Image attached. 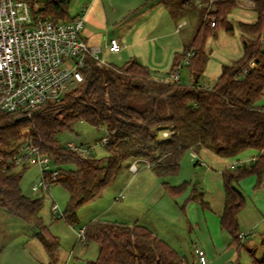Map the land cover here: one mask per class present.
Wrapping results in <instances>:
<instances>
[{
    "label": "trees",
    "instance_id": "obj_1",
    "mask_svg": "<svg viewBox=\"0 0 264 264\" xmlns=\"http://www.w3.org/2000/svg\"><path fill=\"white\" fill-rule=\"evenodd\" d=\"M29 1L32 5L36 2ZM70 1L39 0L33 13L54 21L71 20L75 17L69 15ZM212 5L208 15L215 19V25L211 19L203 18L204 13L192 42L175 56L172 65L174 70L186 51L193 50L195 55L189 63L191 84L156 80L149 67L134 57L121 66H99L89 58L80 87L34 114L35 140L60 169L57 177H47L51 184H62L69 193L62 216L70 224L75 223L79 206L100 197L121 169L134 161L149 163L156 175L167 179L181 171L187 151L197 153L202 147H211L219 156L235 157L257 149L261 152L250 166L228 167L222 172L225 200L220 224L232 242L238 247L243 245L239 215L246 198L237 184L251 175L261 181L264 174V105L260 104L264 97V0H254V22L238 23L243 32L255 36L246 38L242 56L223 66L213 86H204L199 80L208 60L206 46L212 27L215 33L218 26L234 30L228 18L236 6L235 0H216ZM80 121L106 129L110 142L106 144L105 157H81L59 140V133L73 132ZM27 124V119L0 114V157L8 155L4 147L11 145ZM160 131H169L168 137H161ZM20 168L0 161V208L32 225L37 230L34 238L54 260L60 243L44 221V196L31 197L23 192L21 171L28 167ZM163 185L175 195L184 192L189 183L171 185L164 180ZM197 197L192 194L190 198ZM84 233L85 243L94 241L99 247L98 257L91 264L183 262L169 243L140 223L92 220ZM250 252L254 255L253 250ZM252 264H264V256L254 257Z\"/></svg>",
    "mask_w": 264,
    "mask_h": 264
},
{
    "label": "rangeland",
    "instance_id": "obj_2",
    "mask_svg": "<svg viewBox=\"0 0 264 264\" xmlns=\"http://www.w3.org/2000/svg\"><path fill=\"white\" fill-rule=\"evenodd\" d=\"M102 1V6L98 5L101 9L97 8L96 5L98 3H94V0L70 1L68 11L71 17H76L84 9L86 3L90 4L92 2L90 9L93 4L96 6L94 15L90 16V22L86 23L87 25L82 31V34L87 38L89 35L88 31H100L102 29L101 24L99 26L93 23L98 22L96 21L97 19L99 23L102 21L103 7L110 15L114 8H117V14H121L139 3H145L144 10H146V6L148 8H156L157 4L161 3V5H165L171 14L170 30H174L183 18L188 21V25L183 30H193L195 25L200 24L204 13L203 18H209L211 21L214 19L208 15V12L214 8L210 0H159L156 3L152 0ZM235 2L236 6L234 9L243 8L247 12L256 13L254 0H235ZM247 16H249L247 17L249 19L255 18V14L252 16L248 14ZM232 22L234 24H232L234 26L233 32L218 26L216 29L217 33H215L212 27L213 33L207 40V44L211 49L210 59L220 64L229 65L235 62L243 53V37L245 36H242L238 26L239 21L235 17L232 18ZM114 32L112 31V34ZM247 35L249 39L255 37L249 33ZM88 43L91 44L89 40ZM99 56L106 62L117 66L125 63L124 59H118L114 54L105 50L100 52ZM187 71L188 68H185V72ZM203 75V80H207L206 82H209L210 85L214 84V79L211 78L212 74L207 72L203 73ZM79 87L80 85L75 86L68 92ZM262 103L264 104V98ZM28 127H30L29 124L22 127L18 137L12 143L22 141L23 137L29 132ZM30 131L32 132L31 129ZM162 132H159L161 137H168L164 136ZM107 134L104 127L97 128L85 121H80L73 132H61L58 138L63 144L75 141L86 142L88 145L93 146ZM209 149L213 155L225 159V157L215 154L216 152L213 148L209 147ZM107 154L106 145L104 144L96 145L92 150V156L96 158L105 157ZM237 157L234 159L237 160ZM199 158H201L200 155L198 159L194 160L192 152L187 151L181 162V171L177 175L168 178V182L171 185L189 183L188 188L184 192L175 195L164 189L163 178L152 172L146 164H138L140 169L136 173L132 172L127 165L124 166L116 180L104 190L100 197L79 206L76 212V221L73 224H70L63 216H59L52 211L54 202L59 205L62 213L66 209L69 193L62 184H51L49 192H45L43 195H37L32 192V184L39 181L41 176L39 166L32 163L28 168L22 169L20 185L23 192L28 196H44L42 215L50 233L59 238L60 247L55 259H50L42 244L34 238V233L27 230V226L4 221L3 216L0 215V264H91L98 257V244L94 241L85 243V241L79 240L78 231L86 227L92 220L130 221L133 219L136 221L138 218L140 220L150 218V224L154 226L157 232H162V229L168 230V226L172 227L174 225L173 229H175L181 239L182 245L180 243L177 244H179L181 249L183 248L188 258L186 262L194 264L195 257L192 256V249L194 251L192 240H198V237L196 230L190 228V222L191 220L202 219L203 212L210 213L206 215L213 220L215 215L221 213L224 203L223 180L220 172L217 171V163L215 165L209 159L205 161L206 165L195 164ZM50 167L53 168V165L51 164ZM20 169L18 167V170ZM248 177H246L247 180H242L238 185L246 198V204L240 212L239 221L240 227H242V223L250 226L248 229L241 231L249 233L252 237L250 240L242 242L243 245L238 247L232 242L230 234L223 230L222 238L218 237L215 244L209 242L207 249L200 245L207 253L208 264H234L235 262L252 264L254 257L261 259L264 256V227L255 226L258 219H256L257 216L255 215L257 210L256 212L254 210L253 194L258 189L255 187L257 176L251 175V177ZM160 189L163 192L159 193ZM122 194H124V197L118 199ZM192 194L198 197L191 199ZM209 206L210 208H208ZM143 214L145 215L144 217ZM262 223L264 225V222ZM1 224H3V227ZM251 249L254 251V255L251 254ZM186 262L184 264H187Z\"/></svg>",
    "mask_w": 264,
    "mask_h": 264
},
{
    "label": "built area",
    "instance_id": "obj_3",
    "mask_svg": "<svg viewBox=\"0 0 264 264\" xmlns=\"http://www.w3.org/2000/svg\"><path fill=\"white\" fill-rule=\"evenodd\" d=\"M213 4L215 0H210ZM39 7V0L34 5L29 0H0V114H12L16 119H27L29 132L22 141L4 147L8 154L1 156L15 167H29L32 163L39 166V181L31 186L32 192L43 195L49 192L51 185L47 175L55 178L60 169L52 163L51 158L41 150L36 142L33 117L50 102L60 101L66 92L81 85L85 78L83 69L88 59L93 58L99 66L106 62L99 56V48L88 44L82 31L86 24L89 4L71 20L54 21L49 18L35 16L33 10ZM215 25V19L211 21ZM264 43V35H263ZM106 48L113 54L122 50L121 41L117 37L108 39ZM193 50L186 51L183 59L174 69L173 80L180 81L182 69L194 57ZM254 61H251V65ZM244 73L247 69L243 70ZM206 86V85H204ZM32 130V132L30 131ZM164 136L169 131L162 132ZM108 134L93 146L86 142L69 141L66 146L81 157L92 154L96 145L108 144ZM197 154L193 152L195 158ZM53 165V168L50 165ZM139 161L129 165L132 172H137ZM148 167L150 164H146ZM264 187V174L262 176ZM52 211L59 216L63 213L54 202ZM85 227L78 231V239L85 241ZM240 238L249 237V233L241 231ZM194 254L200 264H208L207 253L196 244Z\"/></svg>",
    "mask_w": 264,
    "mask_h": 264
},
{
    "label": "crops",
    "instance_id": "obj_4",
    "mask_svg": "<svg viewBox=\"0 0 264 264\" xmlns=\"http://www.w3.org/2000/svg\"><path fill=\"white\" fill-rule=\"evenodd\" d=\"M152 1L156 3L159 0H152ZM102 2H103L102 0H94V3L96 4L98 3L96 5L98 9H101V7L99 6L101 5ZM90 4H89V9H90ZM144 5L145 3H139L131 7L128 11L122 12L121 14H117L118 10L117 8H114L113 11L110 13V15L106 12L105 7H103L104 12H102L103 13L102 21L99 23V20L97 19L96 21L98 22L93 24L99 26L101 24L102 29L104 30L102 31L101 29L100 31H92V32L88 31L89 34V35L87 34L88 38L84 35L83 36L85 37L87 42L88 40L90 41L91 44L88 43L90 46L99 48L101 52L103 50L109 52V50L106 48L108 39L111 37H117L122 44L121 52L118 54H114L118 59H124L125 61H127L128 59L134 57L137 60H139L142 64L149 67L152 78L159 81H173L174 70H172V65L175 56L182 53L186 49V47L192 42L193 37L195 36L197 28L199 27L200 24L199 25L197 24L198 26L195 25V28L193 30L191 29L183 30L185 26L188 25V21L186 20V18H183L176 25L174 30H170L171 27L169 25L171 24L170 22H172V19L170 12L165 7V5H161V3H158L157 4L158 6H156V8H148V6H146V10H144L143 8L145 7ZM96 6L95 4H93L90 11H88L86 18L87 24L90 22L89 21L90 16L92 17L94 15ZM235 10H237V12L234 13ZM248 14L251 16L255 14V18L254 19L247 18L249 17L247 16ZM233 17H235L239 22L243 21L249 23V22H254L256 20L257 14L252 11L247 12V10L243 8H237V9L235 8L231 12V14H229L228 19L231 22V24H233L232 22ZM93 21L95 22L94 19ZM87 24H85V27ZM112 31L115 32L112 34ZM240 32L242 36H245L243 37V41H244L243 46H244L248 33L243 32L241 29ZM206 48L208 52V60L204 70V74L207 72L212 74L211 78L214 79V83H215V81L217 80V78L219 77L222 71L223 66L226 64H220L215 62L214 60H211L210 59L211 49L209 48L208 44ZM185 68H188L187 72H185ZM182 70L183 72L181 71L180 82L184 84H191L193 82V76L190 71L189 64L186 65ZM203 76L204 75L201 76L199 83L204 84L206 86L214 85V84L210 85L209 82H206L207 80H203L202 79ZM263 98L260 100V104L262 105H264L262 103ZM260 152L261 151L257 149H251V150L249 149L237 155L238 157L235 156L237 157L236 158L237 160L234 159L235 157H225V159H221L216 155H213L209 147H202L197 152V156L200 155L201 157L199 158L200 162L199 163L195 162V164L206 165L205 161L210 159L213 163H215V165L217 163V171H219L222 176V172L228 167H234L238 165L250 166L253 163L255 157ZM244 179L247 180V178H243L238 182L237 185H239L240 182H242V180ZM163 180H168V178L167 179L163 178ZM255 183H256L255 187L258 188L256 189V192L253 194V201L255 208L254 210L255 212L257 210V213L255 215L257 216L256 219H258L255 226L264 227L262 223L264 222L263 179L261 181L257 180ZM161 192H163V190L160 189L159 193ZM223 195L225 200V194ZM123 197L124 194H122L118 199H122ZM207 203L210 204L209 202ZM208 208H210V206ZM223 209H224V203H223L222 211L220 210L221 213L219 215H215V218L213 220H211V218H208L206 214H210V213H206V212H203L202 219L200 218L199 220L196 221L191 220L190 228L196 230L198 237V240L195 241L192 240L193 246L198 244V245H202L207 249L209 242L215 244L218 237L222 238L223 229L221 227L220 220H221V215L223 213ZM0 215L3 216L4 221H11L12 223H16L19 225L23 224L24 226H27V230L33 232L34 234L37 232V230L32 225L26 223L20 218L15 217L14 215L10 214L3 208H0ZM144 216L145 215L143 214V217ZM107 221H118L131 225L135 223H140L148 227L157 236H159L161 239L169 243L180 254V257L183 260L181 264H184V262L188 261V258L183 248L181 249L179 247V244H177V243L181 244V239L179 238L175 229H173L174 225L172 227L167 225L168 230L162 229V232H157L154 226H151L150 218L147 220H140L138 218L136 221H134L133 219H131L130 221H124V220H107ZM1 226L3 227V224H1ZM241 226H242L241 230L248 229L250 227L249 225H246L244 223H242ZM251 237L252 236L249 234V237L243 239L242 241L244 242L246 240H250ZM192 256L195 257L194 264L195 263L200 264L198 262L196 255L194 254L193 249H192ZM186 263L188 264V262Z\"/></svg>",
    "mask_w": 264,
    "mask_h": 264
}]
</instances>
